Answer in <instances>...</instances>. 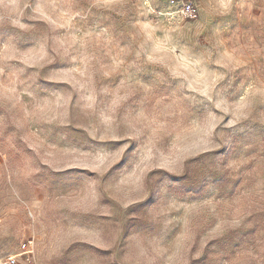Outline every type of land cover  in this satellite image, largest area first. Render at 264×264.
<instances>
[{"label": "rangeland", "instance_id": "1", "mask_svg": "<svg viewBox=\"0 0 264 264\" xmlns=\"http://www.w3.org/2000/svg\"><path fill=\"white\" fill-rule=\"evenodd\" d=\"M0 264H264V0H0Z\"/></svg>", "mask_w": 264, "mask_h": 264}, {"label": "built area", "instance_id": "2", "mask_svg": "<svg viewBox=\"0 0 264 264\" xmlns=\"http://www.w3.org/2000/svg\"><path fill=\"white\" fill-rule=\"evenodd\" d=\"M186 9H187L188 12L191 10V8H189V7H186ZM190 12H191V11H190Z\"/></svg>", "mask_w": 264, "mask_h": 264}]
</instances>
